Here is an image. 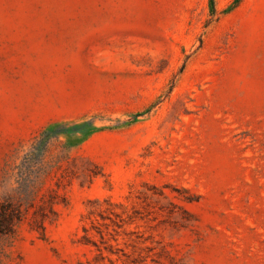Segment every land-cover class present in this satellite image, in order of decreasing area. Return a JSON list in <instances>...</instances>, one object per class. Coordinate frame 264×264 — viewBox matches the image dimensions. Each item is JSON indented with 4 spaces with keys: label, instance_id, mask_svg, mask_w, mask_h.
I'll use <instances>...</instances> for the list:
<instances>
[{
    "label": "rangeland",
    "instance_id": "obj_1",
    "mask_svg": "<svg viewBox=\"0 0 264 264\" xmlns=\"http://www.w3.org/2000/svg\"><path fill=\"white\" fill-rule=\"evenodd\" d=\"M0 264H264V0H0Z\"/></svg>",
    "mask_w": 264,
    "mask_h": 264
},
{
    "label": "trees",
    "instance_id": "obj_2",
    "mask_svg": "<svg viewBox=\"0 0 264 264\" xmlns=\"http://www.w3.org/2000/svg\"><path fill=\"white\" fill-rule=\"evenodd\" d=\"M17 215L11 211L9 213L6 209L0 215V233H7L12 230V225L17 219Z\"/></svg>",
    "mask_w": 264,
    "mask_h": 264
}]
</instances>
